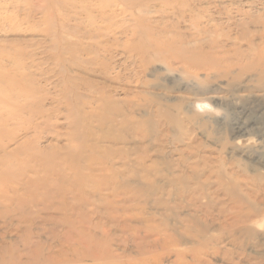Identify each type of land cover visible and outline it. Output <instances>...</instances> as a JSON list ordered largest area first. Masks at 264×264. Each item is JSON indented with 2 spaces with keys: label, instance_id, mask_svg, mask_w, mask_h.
<instances>
[{
  "label": "rangeland",
  "instance_id": "obj_1",
  "mask_svg": "<svg viewBox=\"0 0 264 264\" xmlns=\"http://www.w3.org/2000/svg\"><path fill=\"white\" fill-rule=\"evenodd\" d=\"M146 27L154 32L145 34L142 40L132 35L133 32L145 31ZM246 30L248 40L251 38L255 42L257 55L253 51L248 52L247 40L235 39ZM157 41L170 43L171 50L157 54L149 51L145 57L130 54V50L135 51L147 47L149 42ZM181 45L202 48L205 51V54L199 55L202 60H206V54L219 56L223 52L244 64L257 60L264 68V0H0V90H4V95L10 89L26 95L37 89L36 95L44 102V107H57L60 106L59 102L71 98L76 100V106L81 109H94L99 116L112 117H119L121 111H134L140 115V108H144L147 99L153 98L155 94L178 97L188 110L183 119L185 133L182 141L177 138L181 125L170 126L164 118L155 115L154 110L146 109V112L155 116L149 123H144L145 132H125L118 124L116 135L111 136L110 140H99L100 144L111 145L108 153L140 144L153 157L158 154L157 150L162 149L161 155L169 156L175 163L185 159V167L195 160L199 164L198 172L204 176L203 180L212 174L206 189H215L220 173L227 171L228 174H234V180L241 187V192L249 196L252 205L259 206L264 212V72H237L236 80L231 78V74L224 77L214 73L208 75L206 69L189 64L192 59H196L195 54L175 51ZM104 47L110 51H102ZM240 52L248 57L240 55ZM168 66L171 71L166 69ZM155 68L160 70L154 71ZM15 76L25 80L16 81ZM141 80L142 83L139 82ZM144 90L150 94L144 93ZM1 96L0 111L10 104ZM108 99L117 102V106H104L106 103H103ZM177 101L171 102L176 105L171 110L182 115L184 110ZM67 109L62 108L58 119H52L55 121L52 125L58 128L60 136L49 130L43 134L42 143L38 142L40 152L33 161L39 163L36 170H40L25 173L34 182L31 181L32 186L40 180L39 184L44 183V187L37 186L33 192L26 191L30 194L28 197L31 198L36 191L44 200L39 205L27 204L24 210H17L15 203L0 208V212L9 210L6 218L0 217V244L16 240L19 242L18 252L25 246L23 236L30 231L27 219L21 221V216L26 213L37 217L31 230L35 240L45 245L46 255H59L62 246L69 257H72L70 247L84 249L90 246L92 251L96 246L103 248L94 245L97 244L95 240L94 244H89L88 240L92 241V238L84 234H79L78 240L66 241L55 237L51 230L64 231L67 226L63 229L60 223L53 220L42 222L44 216L63 215L57 209L62 198L58 185L79 189V185L85 184L83 170L77 160L80 150L83 149L89 155L95 154V150L92 152L93 145L87 139L82 140L81 129L77 132L74 130L78 116ZM23 117L27 119L31 116L25 113ZM76 133L78 139L75 138ZM0 140L6 142L7 137L1 135ZM57 146L66 148L56 154L54 148ZM99 152L103 154L102 150ZM119 159L115 158L118 162ZM21 168L14 165L10 170L19 173ZM39 171L42 174L37 176ZM131 181L134 182V179ZM10 184L9 180H0V195L7 193L3 191ZM87 184L89 188L84 191L89 193L90 188L97 189L92 181ZM48 186L53 188L47 189ZM154 199L152 197L147 203L143 198L136 200L140 204L143 201L146 211L156 212L160 221L162 215L159 213L163 209L154 204ZM218 199L219 203L213 206L215 215L220 207L230 210L231 206L229 196L220 194ZM180 201L181 198L175 196L173 205L176 206ZM202 202L206 203V200ZM244 206L247 210V205ZM94 207L89 204L74 210L89 211ZM99 207L101 211L106 210L103 204ZM103 221L107 225L108 219L104 218ZM19 224L21 231L15 229ZM252 224L255 236L249 240L239 236V241L234 244V235L215 229L212 235L224 241L220 243L221 254L218 255L212 254V243L211 246L198 245L201 239L190 234L179 236L183 244L171 246V249L173 253L176 250L187 253L190 246L196 245L193 249L201 254L202 264H232L223 257L225 251L235 263L264 264V216H255ZM73 234L77 235V230ZM116 244L119 241L112 245L113 248L121 253L125 247L122 243L119 246ZM128 248L130 254L136 257V248L133 245H128ZM175 257V254L171 255V259ZM192 258L189 251L186 259L191 261ZM14 260L13 254L9 253L0 264H15ZM22 260L29 261V264H43L28 260L26 256ZM126 262L120 260L115 264ZM109 263L110 260L97 262L86 259L70 264Z\"/></svg>",
  "mask_w": 264,
  "mask_h": 264
},
{
  "label": "bare ground",
  "instance_id": "obj_2",
  "mask_svg": "<svg viewBox=\"0 0 264 264\" xmlns=\"http://www.w3.org/2000/svg\"><path fill=\"white\" fill-rule=\"evenodd\" d=\"M104 17L108 18L107 16ZM144 30L133 32L132 35L142 40L145 34L150 35L154 32H152L150 27H146ZM247 34V30L243 31L235 39L247 40L250 50L248 52L251 53L253 51V54L257 55L258 49L256 51L255 42L251 38L248 40ZM191 46L181 45L175 51L184 54H195L196 59H192L189 64L197 68L206 69L208 75L209 73H214L215 75L224 77L231 74V78L236 80L238 77L237 72H264V68L261 67L257 60L244 64L239 62L240 60L235 61L233 57L226 55L227 53L224 54L222 52L223 49L219 56L206 54V60H202L199 58V55L205 54V51L202 48ZM171 48L172 45L170 43L149 42L147 47L135 51L130 50V54L145 57L149 51L157 54L169 51ZM103 50L106 53L110 51L106 47ZM240 53L245 58L248 57L246 54ZM166 69L171 71L169 66ZM159 70V68L154 69V71ZM153 73L159 74L160 72ZM15 80L24 81L25 79H19L15 76ZM139 82L142 83L143 81ZM36 92L37 89H34L30 94L26 95L24 92L15 91L14 89L11 91L10 89L9 93L4 95V90H0V95L4 98L3 100L10 103L0 111V136L7 137L6 142L0 140V180L11 181V184L6 186L7 190L3 191V193H7L0 195V208H3L5 204L10 205L15 203L17 210H24L25 208L23 207H28L29 204H40V201L43 199L41 194L35 191V194H32L30 198L28 197L30 194L27 192L31 190L33 192V188L37 186L44 187V183L39 184L42 180L38 179L37 181H40L36 182L35 186H32L33 181L28 178L29 174L26 177L25 173L27 174V171L35 172L36 165L39 164L33 160L35 155L40 152L38 142L42 141L43 134L51 130V132H56L57 137L60 136L58 135L60 133L58 128L52 125L55 123L52 119H58L62 114V108H68L67 110L74 112L79 118L77 124L74 126V130L77 132L81 129L80 131L83 133L82 140L87 139V142L93 145L92 152L95 150V154L89 155L83 149L80 150L77 160L83 170L86 180L85 184L79 185V189H76L77 187L70 188L66 185H58L57 189L62 191V198L61 205L57 209L63 215L61 217L44 216L45 218H42V222L45 223L53 220L60 223L63 229L67 226V230L64 231L51 230L55 237L65 239L66 241L68 239L78 240L79 234H84V236L92 238V241L88 240L89 244L95 240L97 244H94L95 242L93 244L103 246V248L96 246V249L92 251L89 249L90 246L84 249H79L76 246L70 247L72 257H69V254H65V250H62L64 247L62 246L59 250V255L50 253L46 255L44 252L46 249L45 245L40 240H35L34 232L31 230L33 229L31 226L37 220V217L29 216L30 214L26 213L21 216V221L22 219H27L30 233L26 232L23 236L25 237L22 240L24 241V248L18 252V241H4L0 244V262L4 261L9 253H12L15 258L13 261L15 264H29V261L22 260L24 256L28 260L32 259L36 263L40 262L43 264L79 263L86 259H93L97 262H108L110 260L109 264H115L120 260H126V264H202L203 258L201 254H197L198 252L193 249L196 245L190 246L187 253L178 250L174 253L172 252L171 246H180L184 242L180 238L178 239L179 236L182 237V235L190 234L191 237H198L201 239L198 245L205 244L206 246H211L212 243V254L214 255L221 254L219 246L220 243L224 242L221 237H214L212 235L216 230H225L230 236L234 235L235 238H232L233 244L239 241V236H244L248 240L255 236L256 231L253 228L252 222L255 216H264V212L259 206L255 207L252 205L249 196L241 192V187L234 180V174H228L227 171L221 172L217 181L218 186L215 189H206L207 182L211 180L212 174L206 176L203 180L204 176L198 172L199 164L195 160V163L193 162L185 167V159L175 163L169 156L161 155L162 149L157 150L158 154L153 157L149 152H145L140 144L132 148L125 147V149L109 153L108 148H111V145L100 144L103 139L110 140L111 136L116 135V132L119 130L118 124H121L120 127L125 132L130 130L136 133H141L140 130L145 132L144 123H149L150 119L153 120L155 115L162 119L164 118L167 123H170V126L171 124L177 127L181 125L179 129L180 135L177 138L182 141L181 138L185 133V127L182 128L184 124L183 119L184 116H187L188 110L178 97H161L160 94H155L153 98L147 99L144 108H140V111H142L140 115L134 111L129 113L121 111L119 117H112L109 115L99 116L94 109H81V107L76 106V100H72L71 98H68L66 102L55 100L59 102L60 106L44 107V102L40 100L41 98L36 95ZM144 93L150 94L147 90H144ZM29 97L34 99L30 100ZM175 100H178L179 106L184 110L182 115L174 113L171 110L173 106H176L171 103ZM167 102L169 104L166 105ZM103 104L106 107L117 106V102L113 99H108ZM146 109H150L149 111L154 110L155 115L149 114V112L145 111ZM25 113H29L31 117L24 118L23 114ZM146 113L147 116L145 115ZM94 122H96V125H93ZM75 138L78 139L77 133ZM124 139L127 141V138ZM65 148L64 146H57L54 148V153L60 154ZM101 150L103 154H99ZM105 154L111 156L105 158L109 156ZM116 157L120 158L119 162L115 160ZM202 160L204 161V159ZM14 165L23 167V169L21 168L19 173H13L10 168ZM189 168L191 171H187ZM40 174H42L41 171L38 172L37 176ZM59 178L62 177L59 176ZM131 179H134V182ZM88 181H92L97 185V189L92 190L90 188L89 193L87 190L84 191L87 187L89 188ZM100 182L104 183L105 186ZM46 188L50 189L53 186ZM162 194H165V196ZM220 194L229 196L231 211L226 210L227 207L222 206L217 210L218 214L215 215L213 206L219 203L218 196ZM175 196L181 198V201L176 206L173 205ZM152 197H155L153 200L154 204L164 211H162L163 213H159L162 215L160 221L156 212H148L142 205L143 201L147 203ZM141 198L144 199L142 204L136 200ZM202 200H206V203H203ZM89 204H93L95 207L89 211H85V209L74 210H77L78 206L83 207ZM101 204L105 206V211L100 210L99 205ZM75 205L77 206L73 208ZM244 205H247V210H245ZM227 212L229 213L227 214ZM8 213L9 210H3L0 212V217L6 218ZM198 213H201L204 217H200L201 215L199 216ZM104 218L108 219L107 225H104ZM20 226L19 224L15 229L21 231L19 230ZM76 230L77 235L73 234V231ZM1 238L4 239V236L1 235ZM117 241H119V244L116 245L123 244L125 247L121 253L117 252L112 246ZM128 245H133L136 248L134 250L136 257L130 254ZM189 251L193 257L191 261L186 259ZM172 254L176 256L174 259H171ZM228 256L227 251L223 252V257H226L227 261H230L232 264H238L234 262L233 258H228Z\"/></svg>",
  "mask_w": 264,
  "mask_h": 264
}]
</instances>
